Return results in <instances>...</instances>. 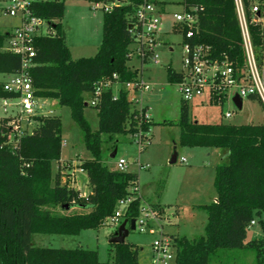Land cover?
I'll use <instances>...</instances> for the list:
<instances>
[{"label":"trees","instance_id":"trees-1","mask_svg":"<svg viewBox=\"0 0 264 264\" xmlns=\"http://www.w3.org/2000/svg\"><path fill=\"white\" fill-rule=\"evenodd\" d=\"M65 1L45 0L33 5V15L48 22L53 30L50 35L34 38L32 66L27 73L34 95L68 108L71 120L80 130L90 158L77 167L86 177L89 193L80 196L67 179L62 181L59 171L52 170V164L60 161L58 117H33L36 126L20 138L14 149L6 141L7 120L0 119V264H147L138 261V248L125 241L110 244L113 255L107 262H100L93 250L39 248L31 243L33 234L77 236L81 231L103 227L119 201L136 195L137 175L114 170L102 161L105 141L101 135L108 139L113 135H130L135 141L136 136L139 142L148 143L146 133L151 127L150 119L144 117L146 108L136 109L127 91L121 88L115 97L111 88L101 91L95 106H89L87 100L100 82L120 86L141 76V68L131 69L127 65L131 45L128 25L132 22L133 9L143 1L162 9L166 4L157 0H131L126 6L102 11L101 40L96 53L73 60L60 24ZM243 2L249 16V0ZM181 5L185 10L196 11L197 33L189 42L207 46L211 59L226 60L235 71H241L244 52L233 0H182ZM249 31L259 58L264 49V34L253 24ZM179 32L184 35L186 29ZM6 36L0 32V47ZM19 70L20 57L0 51V74L8 76ZM165 76L169 84L181 80L180 73L170 67L166 68ZM11 97L3 91L0 82V99ZM86 107L96 112L95 131L84 118ZM177 126L180 147L218 150L222 152V162L214 168L216 200L195 206L206 214L203 234L194 239L169 235L175 251L174 264H224L229 261L228 252L237 250L252 253L253 264H264V240L246 241L249 224L254 217L264 214V123L194 122L189 117L187 103L181 100ZM140 203L139 197L128 203L123 221L137 218ZM153 207L157 209L159 205ZM261 227L264 232V223Z\"/></svg>","mask_w":264,"mask_h":264},{"label":"rangeland","instance_id":"rangeland-1","mask_svg":"<svg viewBox=\"0 0 264 264\" xmlns=\"http://www.w3.org/2000/svg\"><path fill=\"white\" fill-rule=\"evenodd\" d=\"M162 1L165 12V26L168 27L169 16L182 10V0ZM0 6L2 1L0 0ZM103 12L94 8L89 0H67L64 2L63 18L60 21L65 38V44L73 60L92 57L101 40ZM14 19L3 17L0 14V32L13 29ZM163 27H161V30ZM160 34L158 44L154 48L155 62L148 60L144 64L132 58L127 63L131 69L141 68L142 82L148 84L149 91H128L127 97L133 99V105L147 106V113L151 127L146 133L148 143H138L130 135H113L102 144V161L109 167L119 159L126 162V172L137 175L135 196L141 198L139 208L152 211L155 214L153 226L164 233L173 236H184L194 239L203 234L206 214L195 206L211 203L215 194L213 189L214 168L221 163L216 156L215 149L188 148L178 145L180 130L177 126L181 97L176 84L166 81L165 70L170 67L177 73L182 72L181 37L177 33ZM5 76V75H4ZM4 79L0 74V82ZM116 87L112 86L116 95ZM138 109V108H137ZM145 111V113H146ZM232 113L231 118L223 119L222 114ZM37 115L56 116L61 121V151L60 161L52 164L54 173L60 172L62 181H69L68 177H76L75 184L79 192L89 190L86 186L84 174L75 176L72 160L81 162L90 156L82 142V134L70 118L69 109L60 107L54 100L43 101ZM188 114L192 121L204 124H232V125H260L264 123V112L256 101L242 100L240 110L234 108L230 101L221 106L210 104L205 99L194 100L188 103ZM90 129H97V117L94 109L86 107L83 112ZM3 116L0 101V117ZM32 128L36 122H31ZM30 126V127H31ZM115 151V156L110 158ZM175 156V162L170 163ZM184 163H180V159ZM138 165L145 167L138 170ZM72 170V171H71ZM75 180V179H74ZM70 182V181H69ZM86 190H85V189ZM78 192V193H79ZM159 205V208H154ZM73 211V210H72ZM75 211V210H74ZM137 217H140L138 214ZM253 225L246 229V241L255 239L264 240L262 224L264 214L254 217ZM117 227L103 226L97 231L84 230L77 236L60 235H31V243L39 248L74 249L83 248L97 252L100 262L111 261L112 247L108 243ZM169 236V235H168ZM154 236L130 230L125 242L138 248V261L150 263L151 243ZM229 261L224 264H253V254L244 250L229 251ZM226 257V258H227ZM231 257L234 258L231 260ZM231 260V261H230Z\"/></svg>","mask_w":264,"mask_h":264},{"label":"built area","instance_id":"built-area-1","mask_svg":"<svg viewBox=\"0 0 264 264\" xmlns=\"http://www.w3.org/2000/svg\"><path fill=\"white\" fill-rule=\"evenodd\" d=\"M0 14L16 21L12 30L3 32L7 36L3 41L0 51L10 52L20 57L19 72L8 75L2 82L3 91L12 95L11 98H2L1 109L6 119V141L14 149L24 134H29L34 129L31 122H35L33 117L37 111L41 110L43 100L34 95L27 70L32 66L33 57L32 43L35 37L52 34L50 24L33 15V5L45 0H1ZM97 8L103 12H108L114 7L128 5L131 0H90ZM235 16L239 28L241 45L244 52L243 69L235 71L226 61H217L210 58L209 48L196 43H190L197 33V19L195 9L182 10L169 16L171 31H178L181 37L182 46V72L181 80L176 85L181 100L190 103L194 100L205 99L210 104L221 106L227 101L232 104V98L237 95L241 102L243 99L255 98L264 112V49L257 57L251 42L249 26H258L264 34V0H249L248 13L243 0H233ZM132 22L128 25V32L131 38L129 47V58L136 59L144 64L151 60L155 62L156 55L154 48L158 44V36L165 19V12L160 6L151 2L143 1L133 9ZM186 29L184 35L179 32ZM186 41H184V39ZM112 79H116L112 75ZM116 87L125 91H149L151 87L142 82L139 77L134 82L123 83L120 86L103 81L96 85L92 97L87 100L89 106H95L96 97L101 91ZM115 97V95H114ZM133 104V99H129ZM234 108L236 106L233 104ZM136 108V107H135ZM137 109V108H136ZM140 109V108H138ZM232 113L222 114L223 119L231 118ZM145 118H148L146 113ZM31 126V127H30ZM136 142H139L135 136ZM147 143V142H144ZM184 163V159H180ZM113 169L125 172L126 162L119 159L114 163ZM145 167L138 165V170ZM136 191V189L134 190ZM130 197L117 203L114 214L104 222L105 226L118 227L123 221ZM139 215L134 219L135 230L154 236L151 243V264H174L175 251L172 242L167 234L159 231L153 226L155 214L152 211H145L139 208ZM254 223L251 222L249 226ZM248 226V227H249Z\"/></svg>","mask_w":264,"mask_h":264},{"label":"water","instance_id":"water-1","mask_svg":"<svg viewBox=\"0 0 264 264\" xmlns=\"http://www.w3.org/2000/svg\"><path fill=\"white\" fill-rule=\"evenodd\" d=\"M53 28V26H52ZM233 104L236 106L237 110L241 109L242 102L240 98L237 95H234L232 98ZM115 156V151H113L110 155V158H113ZM175 162V156L172 157L170 163ZM63 209H67L65 206ZM132 230H135L134 227V220H131L129 222L122 221L121 224L117 227L115 232L113 233L112 237L109 238L108 243L112 245L121 244L125 241V238L128 236V232Z\"/></svg>","mask_w":264,"mask_h":264},{"label":"crops","instance_id":"crops-1","mask_svg":"<svg viewBox=\"0 0 264 264\" xmlns=\"http://www.w3.org/2000/svg\"><path fill=\"white\" fill-rule=\"evenodd\" d=\"M162 2V1H161ZM165 21L166 20H164L163 21V25L161 26V27H163V29L161 30V32H160V34H168L167 32V30H169V32L170 33H174L173 31H171V28H170V25H169V20H168V27L165 29L164 28V26H165ZM16 25V23H14L13 25H12V27H14ZM160 34H159V36H160ZM3 77H4V79L1 81V82H3L5 79H6V77L7 76H4L3 75ZM114 95V94H113ZM43 101H45V100H47V99H42ZM55 101V100H54ZM250 101V100H249ZM56 102V101H55ZM56 104H57V102H56ZM43 106V105H42ZM136 107V106H135ZM146 108L147 109V106H145V104L143 105V104H141L140 106H138V107H136V108ZM242 107V106H241ZM146 115H147V117L149 118V116H148V113H147V111H146ZM1 118V117H0ZM216 156H217V158L219 159V160H221L222 159V152H220V151H218V150H216ZM72 167H73V172H74V174H75V176L77 175V174H79V173H81V174H84L78 167H77V165H79V163L78 162H74L73 160H72ZM72 171V170H71ZM73 176V174L71 175V177H69V181H70V186L72 187V188H74L75 190H77L78 192H79V188H78V186L75 184L76 182H74V181H76V177L75 178H73L72 177ZM75 179V180H74ZM87 181V180H86ZM136 185H137V181H136ZM86 186H87V183H86ZM89 188V187H88ZM85 189V188H84ZM86 190V189H85ZM89 193V190H86L84 193H81V192H79V195L80 196H85V195H87ZM216 200V196H215V194L211 197V202H214ZM199 205H201V204H199ZM165 234H167V235H173V234H168V233H165Z\"/></svg>","mask_w":264,"mask_h":264}]
</instances>
